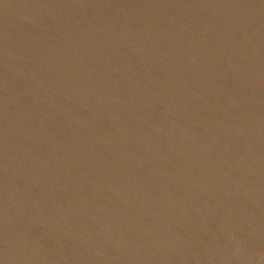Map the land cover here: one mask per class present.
<instances>
[{"label":"water","instance_id":"water-1","mask_svg":"<svg viewBox=\"0 0 264 264\" xmlns=\"http://www.w3.org/2000/svg\"><path fill=\"white\" fill-rule=\"evenodd\" d=\"M0 264H264V0H0Z\"/></svg>","mask_w":264,"mask_h":264}]
</instances>
